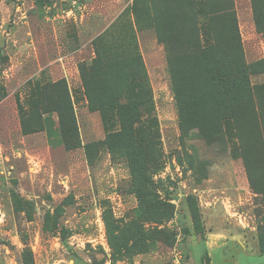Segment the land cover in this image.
<instances>
[{
    "label": "rangeland",
    "instance_id": "374dc122",
    "mask_svg": "<svg viewBox=\"0 0 264 264\" xmlns=\"http://www.w3.org/2000/svg\"><path fill=\"white\" fill-rule=\"evenodd\" d=\"M260 241L264 0H0V264H264Z\"/></svg>",
    "mask_w": 264,
    "mask_h": 264
},
{
    "label": "trees",
    "instance_id": "16d2710c",
    "mask_svg": "<svg viewBox=\"0 0 264 264\" xmlns=\"http://www.w3.org/2000/svg\"><path fill=\"white\" fill-rule=\"evenodd\" d=\"M209 48H206V49H203L201 51V56L203 58H207L208 55H209ZM212 62L216 63L215 59H214V56L212 57ZM210 71H213V69H210ZM241 71V70H240ZM244 78V74H240V75H233V76H224L223 77H217L216 78V81L217 83H223V82H231L233 81V84L236 85L237 83L235 81H239L241 83L244 82L243 80ZM83 84H84V87H85V91H86V94L88 95V98L91 102L92 100V97H91V89H89V86L87 85V81L85 80V78L83 77ZM173 89L176 91L177 93V87H173ZM64 91H65V94H63V97L65 98V102L64 103H58L57 106H55L54 110L58 112V121H59V130H60V134H61V137L63 138L64 140V137H63V133L65 131V128L64 126H62V123H61V115L63 114V110H66V111H71V102H70V98L67 94V91L66 89L64 88ZM182 89L179 88V92H181ZM176 98H177V95H176ZM124 107H127V109L122 112H118L117 114L119 115V119H120V123L122 124V129H121V134L123 136L126 135L129 140L127 141L128 145L126 146V152H127V156L129 158V161H130V167H131V170H132V174H133V178L135 179H139L142 172H143V169H144V165H143V158H144V151H143V146H141L138 142H136L133 138H132V124L127 116V112H128V108L129 106H124ZM182 119V117H181ZM183 121L180 120V123H182ZM141 179V178H140ZM259 250H260V253L261 254H264V242L263 241H260L259 243ZM29 254V253H28ZM31 257V256H30ZM28 257L26 260V264H33L32 262V259ZM208 260V257L207 255L205 254L204 255V262L205 264H208L207 262Z\"/></svg>",
    "mask_w": 264,
    "mask_h": 264
}]
</instances>
